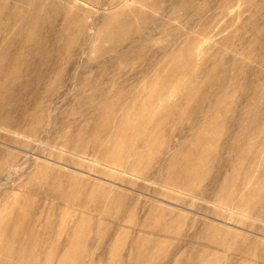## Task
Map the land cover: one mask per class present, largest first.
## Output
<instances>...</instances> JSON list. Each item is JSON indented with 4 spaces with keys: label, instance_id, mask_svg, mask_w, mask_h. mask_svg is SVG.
Here are the masks:
<instances>
[{
    "label": "rangeland",
    "instance_id": "374dc122",
    "mask_svg": "<svg viewBox=\"0 0 264 264\" xmlns=\"http://www.w3.org/2000/svg\"><path fill=\"white\" fill-rule=\"evenodd\" d=\"M32 30L0 91V264H264V0H0V54ZM194 150L201 183L168 181ZM18 213L55 223L43 253Z\"/></svg>",
    "mask_w": 264,
    "mask_h": 264
},
{
    "label": "bare ground",
    "instance_id": "6f19581e",
    "mask_svg": "<svg viewBox=\"0 0 264 264\" xmlns=\"http://www.w3.org/2000/svg\"><path fill=\"white\" fill-rule=\"evenodd\" d=\"M36 33H37V31H34V30H32V33H30V35H29V33L23 32L21 35V38L17 41L16 44L12 43V44H14L13 46H11V44L6 46V44H5V46H3L4 48L2 49V52L0 54V91H7V90L11 91L12 90L11 89L12 83L21 80V75H23V73L25 74L24 68H25V62L27 61L25 52L28 49H30V50L35 49V45H36L35 34ZM0 48H2V46ZM34 69L35 70L28 71V74L29 75H31L32 73L36 74L37 68H34ZM31 77H33V76H31ZM3 101L4 100H2V99L0 100V102H3ZM5 115H6V117H10L11 112H6ZM119 133H120V131H119ZM148 135L149 134L147 132H141L138 129L137 132L134 134V140L136 138H138L139 136L148 137ZM122 145L123 144L122 143L120 144L119 140L108 139L105 141V147L107 148V150L104 152V154H105L106 158L108 159V161H107L108 164L113 165V166H117V167H122L126 163H129L127 160H124L122 157L121 158L117 157L116 159L112 157L115 153H122L121 152L122 151ZM144 157H145V154L143 153L139 159H144ZM198 159H199L198 152L195 150L191 151V153L185 158L184 161H182L181 163H178V164L176 163V166L172 165L169 167L167 180L171 181L174 178H178L180 181H189L192 184L191 189L194 188L197 184H200L201 179L198 175V170L196 169V163H197ZM3 170H4L3 166L0 165V175L3 173ZM234 175L235 174H229L225 178V186L229 189V194H233V190L230 189V184L233 182ZM57 192H62V190L58 189ZM117 198H120V197H117ZM38 211H39V208H37L35 215L38 213ZM27 215L28 214H25V213H18V214H16L15 218L14 217L11 218V219L14 218L13 220L9 219V222L11 220V222H10L11 225H13V223L23 222V221L24 222L26 221V224L30 223L26 228H24L22 230V232H24V231L26 232L27 237H26V239L22 240L21 242H22V245L24 248V252L25 253L28 252L30 257H32L34 254L43 253L44 250L46 249V247H44L42 245V242L40 241V237L42 236V235H40V232L41 233H43V232L44 233L45 232L51 233V231L54 232L56 230V228L53 227L55 223L52 222L50 224L41 225L40 230H37L35 228V225H34V216L35 215L31 219L28 218V219H30V221L26 220L28 217ZM148 220L152 223L160 221V220H158L157 216H153V215L149 216ZM23 225L25 226L24 223H23ZM13 227L14 228L16 227L15 224ZM165 229L169 230L170 226H166ZM15 230H16V228H15ZM17 230H19V229H17ZM72 234L80 237L76 230H74L72 232ZM45 235H46V233H45ZM11 237H12L13 241L21 240V235L18 232H14L11 235ZM34 246L39 247L38 253H34L31 251V248ZM74 246L80 247L79 244H75ZM60 248H59V250L49 249L48 257H50L52 259L54 257L59 256L60 254H62L64 252L65 258H66L68 255V252L70 253L71 250L73 249V247L70 248V245H69V247H67L65 245L63 248H61V250H60ZM32 264H37V262L32 263ZM60 264H64V261L61 262ZM197 264H199V263H197Z\"/></svg>",
    "mask_w": 264,
    "mask_h": 264
}]
</instances>
